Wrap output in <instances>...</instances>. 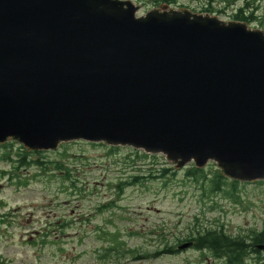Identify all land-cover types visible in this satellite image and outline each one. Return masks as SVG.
<instances>
[{
  "label": "water",
  "instance_id": "1",
  "mask_svg": "<svg viewBox=\"0 0 264 264\" xmlns=\"http://www.w3.org/2000/svg\"><path fill=\"white\" fill-rule=\"evenodd\" d=\"M138 11L0 0V145L127 146L178 170L212 162L231 181H264V31L164 4Z\"/></svg>",
  "mask_w": 264,
  "mask_h": 264
},
{
  "label": "rangeland",
  "instance_id": "2",
  "mask_svg": "<svg viewBox=\"0 0 264 264\" xmlns=\"http://www.w3.org/2000/svg\"><path fill=\"white\" fill-rule=\"evenodd\" d=\"M128 1L139 6L137 17L166 5ZM172 1L170 9L209 14L203 12L204 0ZM240 5V0L230 6L217 2L210 15L239 22L234 17ZM255 8L249 27L264 31V0ZM22 148L14 141L0 145V264H219L195 249L152 255L164 247L176 249L178 241L200 229H222L231 237L264 229V181L238 182L234 199L210 193L209 180L221 175L212 162L201 170L207 179L196 180L188 175L193 163L178 170L163 155L127 146L75 141L39 152L42 162L60 164L77 178L81 191L73 192L54 165L43 174L35 165L20 167L16 161L26 151ZM28 153L27 161L39 158ZM134 179L138 183L122 186L120 194L118 186ZM112 235L122 245L113 243ZM246 264H264V252Z\"/></svg>",
  "mask_w": 264,
  "mask_h": 264
},
{
  "label": "trees",
  "instance_id": "3",
  "mask_svg": "<svg viewBox=\"0 0 264 264\" xmlns=\"http://www.w3.org/2000/svg\"><path fill=\"white\" fill-rule=\"evenodd\" d=\"M159 1L165 3L166 5H170L173 3L172 0H156V2H159ZM234 1L235 0H204V2H206L207 4V7L203 8V12L213 14L215 12V9L212 7L214 3L222 2L226 6H230L231 4H233ZM240 1H241V5L240 7H238L234 18L239 22H244L247 25H250V23L255 21L253 10L254 9L257 10L255 6L262 0H240ZM218 12H221V11H218ZM248 12H250V14L247 16L246 14ZM11 145L12 144H8L7 146H11ZM22 152H24V154L23 153L18 154L17 155L18 161H16V163H18L20 167H28L30 165H35L40 170V172L43 174L46 171H48V169H46L48 166L54 165L53 163H50V162H42L41 161V158H43L42 153L36 152V155H38L39 158L36 160L27 161L26 159L29 156V153L24 150H22ZM54 166L57 168V170L63 171L65 173L64 181L69 184L70 189H72L73 192L81 191L78 188L79 181L77 180L75 176L70 175L69 171L65 170V168L60 164H55ZM188 175L196 178V180L198 179V177L203 178L204 180L207 179L205 175L203 174V172L201 170L196 169L195 167L192 168L191 171L188 172ZM137 183H138V179H134V181L130 183H125V185L118 186L120 194L123 193V188H125L122 186H132ZM237 183L238 182H234V181L227 183L226 179H224L219 174V172H217L214 175L213 179L209 180V190H210V193L223 192L229 198L234 199V193L236 192ZM18 184L25 185L26 182L18 183ZM225 186H229L230 191H225L223 189V187ZM111 238L114 241L113 242L111 239L113 243H116L118 246L122 245V243H119L117 241L115 236L112 235ZM242 239L243 238L233 239L231 238V236L226 235L222 229H208V230L200 229L199 231H196V233L190 236L188 239L178 241L180 245H178L176 249H175V246L164 247L162 251L158 253H154L152 255V258H159L160 256L164 254L172 255L177 252H181V251H185L189 249H195L199 252H208L213 259L222 260L221 262L222 264H241L242 259H244L245 255L248 254L247 253L248 247L251 248L252 250L253 246L256 244H259V243L264 244V229L259 233L250 231V237H248V241L251 243L249 246H245ZM185 243H191V246L188 249L179 251L178 247ZM113 250H114L113 248L108 249L105 254V257L110 256L109 251H113ZM252 251L249 252L248 256L253 254Z\"/></svg>",
  "mask_w": 264,
  "mask_h": 264
},
{
  "label": "flooded vegetation",
  "instance_id": "4",
  "mask_svg": "<svg viewBox=\"0 0 264 264\" xmlns=\"http://www.w3.org/2000/svg\"><path fill=\"white\" fill-rule=\"evenodd\" d=\"M253 232H255V231H253ZM249 233H250V232H249ZM255 233H256V232H255ZM248 237H250V235L239 236V237H231V238H233V239L243 238L242 241L244 242L245 246H249L251 242L248 241ZM245 238H246V239H245ZM263 245H264V244H261V243L254 245L253 248H252L253 251L251 250V248L248 247V248H247V253L249 254V252L252 251L253 254L250 255V256H248V254H246V255H245V258L242 259L241 264H246V263L248 262V258H249V257H251V256L253 257V256H256L257 254H259L260 252H264V251L258 249L259 246H263ZM247 256H248V257H247ZM246 257H247V258H246ZM215 261H217L219 264L222 262V260H220V259H219V260H215Z\"/></svg>",
  "mask_w": 264,
  "mask_h": 264
}]
</instances>
